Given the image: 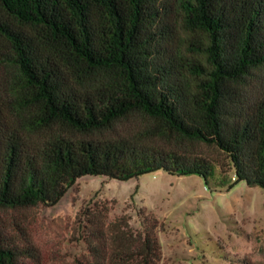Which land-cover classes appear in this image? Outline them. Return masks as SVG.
Instances as JSON below:
<instances>
[{
  "label": "trees",
  "instance_id": "trees-1",
  "mask_svg": "<svg viewBox=\"0 0 264 264\" xmlns=\"http://www.w3.org/2000/svg\"><path fill=\"white\" fill-rule=\"evenodd\" d=\"M0 70V264H44L14 214L83 176L264 190V0H0ZM140 216L81 206L73 264H158Z\"/></svg>",
  "mask_w": 264,
  "mask_h": 264
},
{
  "label": "rangeland",
  "instance_id": "rangeland-1",
  "mask_svg": "<svg viewBox=\"0 0 264 264\" xmlns=\"http://www.w3.org/2000/svg\"><path fill=\"white\" fill-rule=\"evenodd\" d=\"M94 201L105 203L111 217L128 216L136 229L140 215L156 218L158 264H264V190L243 182L208 188L197 175L156 172L126 181L83 176L56 204L14 216L44 264H73L85 254L76 213Z\"/></svg>",
  "mask_w": 264,
  "mask_h": 264
}]
</instances>
